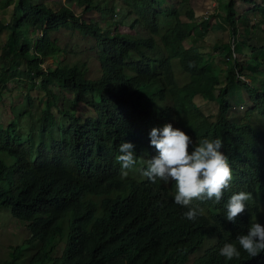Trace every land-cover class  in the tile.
<instances>
[{
	"label": "trees",
	"instance_id": "obj_1",
	"mask_svg": "<svg viewBox=\"0 0 264 264\" xmlns=\"http://www.w3.org/2000/svg\"><path fill=\"white\" fill-rule=\"evenodd\" d=\"M241 1L253 4L252 9L264 6V0L260 7L252 0ZM86 2L87 9L93 6L108 17L117 8L129 16L133 4L136 13L130 27L135 33L103 32L94 20L79 19L67 3L50 7L33 0H16L15 19L10 24L0 22V32L9 31L4 55L26 63L23 75L27 79L34 72L47 78L41 86L44 106L39 143L20 142L0 132V154L13 159L7 165L0 157V208L9 210L12 219L30 233L23 247L12 254L35 249L28 264H178L215 236L212 247L193 258V264H264V252L251 258L241 250L240 259L232 261L219 255L225 243H235L237 235L247 233L264 205V73L261 79L252 75L248 83L239 80L250 105L242 119L232 122L228 119L229 90L221 86L220 72L206 66L203 53L183 46L196 23L180 21L174 9L163 11L160 0ZM234 7V0L224 7V20L233 36L238 17ZM161 13L175 16L176 21L157 42ZM193 16L188 8L186 17L191 20ZM36 27L41 36L31 44L27 34ZM61 29L94 41L99 79L85 77V62L57 61L65 50L51 40L50 33ZM20 31L25 33L24 40ZM46 58L55 67L42 71ZM237 67L235 62L229 73L236 74ZM237 72L243 75L241 68ZM13 75L0 69V84ZM50 79L58 92L48 87ZM64 91L70 97L57 104V95ZM26 100L31 108L30 92ZM215 100L220 113L216 122H210L201 104ZM177 110L193 119L190 132L180 126ZM255 113L259 123L252 120ZM171 122L192 137L193 147L202 139L220 138L233 172L219 203L193 201L192 207L205 212L195 221L184 217L189 209L174 202L173 182L153 183L147 177L137 181L133 176L120 179L119 146L132 143L137 159L147 161L158 154L150 144L152 128ZM241 191L252 198L246 202L247 211L232 223L226 219V204ZM0 264H14V259Z\"/></svg>",
	"mask_w": 264,
	"mask_h": 264
},
{
	"label": "rangeland",
	"instance_id": "obj_2",
	"mask_svg": "<svg viewBox=\"0 0 264 264\" xmlns=\"http://www.w3.org/2000/svg\"><path fill=\"white\" fill-rule=\"evenodd\" d=\"M33 1H45V0H33ZM84 1V2H83ZM100 2V0H97ZM160 7L163 11H169L174 9L179 12L178 19L182 22H188L186 17V11L188 8L193 10L195 16L193 21L197 23V29L188 34V37L183 41L185 48H193L199 52H202L205 56V64L209 69H216L220 72L221 86L226 85L229 94L227 97L230 99L231 108L228 113V119L232 122H238L242 119V116L247 111L250 105V100L246 89L241 85L240 81L250 82L252 75L261 79L264 73V14L262 10L264 6H261L260 0H252L259 7L263 9H252V4H246L241 0H234L235 10L237 12V19L233 22L236 25L238 31L236 49L239 50V54L236 53L234 59H229L230 52L228 48L230 46V40L232 37L230 26H228L224 20L225 4L228 0H187L182 2L181 0H160ZM122 2V1H121ZM0 22L3 24H10L14 18V6L16 0H0ZM50 7H56L59 4H55L46 1ZM123 3V2H122ZM214 3L218 4L220 13H213L206 19V11L211 12L212 8L209 6ZM61 4V3H60ZM79 19L88 21L90 19L98 23L100 30L103 32L113 33L114 30H119L121 33L134 34L135 31L131 29L130 24L132 17L135 15L133 4H130V15L117 8L115 15L112 17L106 16L98 12L93 6L87 9L86 0H72L68 3ZM159 6H156V8ZM121 21L119 25L114 23ZM176 21L175 16H168L161 13L159 16L160 32L156 36L157 42L160 41L161 36L167 32L169 27L173 26ZM204 23H207V29H203ZM21 39H25V33L20 31ZM8 30L0 32V69L9 74L15 73L10 79H8L2 86L0 84V132H4L13 138L14 140L28 143L29 140H34L35 143H39L40 134L38 133L41 127V109L44 106V101H41L44 90L41 88L42 82L47 78H44L34 72L30 79H27L23 74L27 71L26 63L23 60L15 61L14 56H5L3 51V45L7 41ZM41 36V31L36 29H30L27 34V38L30 43L33 44ZM51 40H55L57 44L65 50L64 53L58 55L57 61L67 63H83L85 62V77L87 79L97 80L100 77V70L97 65V52L94 50V41L91 39L82 38L73 30L61 29L58 31H52L50 33ZM242 43L244 45H242ZM126 62H130L127 59ZM235 62L238 64L235 72L236 74H230V68H234ZM8 67L10 69L8 70ZM55 62L51 58L43 60L41 65L42 71L48 68H54ZM241 68L242 76L238 75V70ZM178 72V68H176ZM227 70V72L225 71ZM240 74V72H239ZM7 76V75H6ZM240 76V78L238 77ZM259 85V82H256ZM48 87L53 91L58 92V87L52 85L50 79ZM34 98V103L31 108L27 104L28 93ZM218 94L219 91L217 90ZM71 95L70 92L64 91V94H58L56 97V103L62 104L67 102V98ZM202 112L207 116L210 122H216L220 113V103L218 101H209L201 104ZM180 126L190 132L192 126V118L187 116L182 110H177ZM254 123H259L258 115L255 113L252 115ZM172 123V122H171ZM262 126V125H261ZM8 131H6V130ZM15 132V133H14ZM1 159L5 164L9 165L13 159L6 153L0 154ZM141 159H137V165L126 177L120 173V179L126 180V178L134 177L137 181L144 180V176L141 174V168L143 167ZM168 185V183H166ZM255 222L264 225V205H261V211ZM30 238V233L25 228L23 223H20L12 219L9 210L0 208V261L14 259V264H28L29 259L32 256V252L35 249H21L18 255L12 254V252L18 248L23 247L25 242ZM216 241L215 236L208 237L203 241L201 245L194 249L193 254L189 256L183 263L178 264H193V258L197 259L202 257L203 254L212 247L211 241ZM16 254V253H15ZM193 260V261H192Z\"/></svg>",
	"mask_w": 264,
	"mask_h": 264
},
{
	"label": "clouds",
	"instance_id": "obj_3",
	"mask_svg": "<svg viewBox=\"0 0 264 264\" xmlns=\"http://www.w3.org/2000/svg\"><path fill=\"white\" fill-rule=\"evenodd\" d=\"M193 18L188 22L195 23ZM237 35L238 31L235 36L232 34L228 60L235 58ZM149 135L150 144L158 154L142 162L141 174L153 183L157 180L168 185L173 182L174 202L189 209L184 213L187 220L195 221L205 215L203 208L192 207L194 200H214L216 203L222 200L224 191L233 180V172L227 156L221 150L223 142L220 138H205L193 147L192 137L172 123H166L162 128H152ZM134 147L130 142H123L119 146L121 154L116 157V162L120 164L124 177L137 165ZM251 198V194L244 191L233 194L226 204V219L236 223L247 211L246 202ZM241 250L251 258L264 252V225L251 223L247 233L237 235L235 243H225L219 255L227 261L238 260Z\"/></svg>",
	"mask_w": 264,
	"mask_h": 264
},
{
	"label": "built area",
	"instance_id": "obj_4",
	"mask_svg": "<svg viewBox=\"0 0 264 264\" xmlns=\"http://www.w3.org/2000/svg\"><path fill=\"white\" fill-rule=\"evenodd\" d=\"M209 7L212 8V10H211V12L206 11V13H204L206 16L205 18H208V16L213 14V13H219V11H220L217 3H214L213 5H211ZM232 49H233V47H232Z\"/></svg>",
	"mask_w": 264,
	"mask_h": 264
},
{
	"label": "crops",
	"instance_id": "obj_5",
	"mask_svg": "<svg viewBox=\"0 0 264 264\" xmlns=\"http://www.w3.org/2000/svg\"><path fill=\"white\" fill-rule=\"evenodd\" d=\"M47 0H45L44 2H46ZM50 2H53V3H55L56 5L57 4H68V2H67V0H49ZM1 4V3H0ZM0 9H1V7H0ZM19 61V60H18Z\"/></svg>",
	"mask_w": 264,
	"mask_h": 264
}]
</instances>
